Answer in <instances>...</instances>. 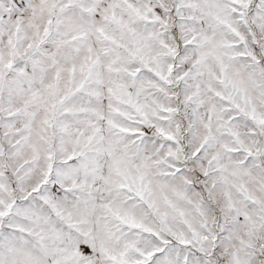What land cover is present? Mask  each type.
Returning a JSON list of instances; mask_svg holds the SVG:
<instances>
[{"label": "snow or ice", "instance_id": "snow-or-ice-1", "mask_svg": "<svg viewBox=\"0 0 264 264\" xmlns=\"http://www.w3.org/2000/svg\"><path fill=\"white\" fill-rule=\"evenodd\" d=\"M0 264H264V0H0Z\"/></svg>", "mask_w": 264, "mask_h": 264}]
</instances>
